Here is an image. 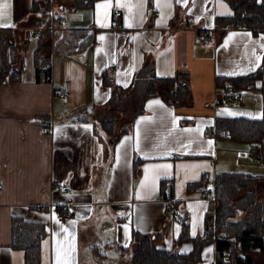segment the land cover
<instances>
[{
	"label": "crops",
	"instance_id": "0c3cea01",
	"mask_svg": "<svg viewBox=\"0 0 264 264\" xmlns=\"http://www.w3.org/2000/svg\"><path fill=\"white\" fill-rule=\"evenodd\" d=\"M33 2L0 0L10 4L0 31L16 29L31 17ZM108 2L107 10L96 7ZM67 4L59 16L69 15L51 37L52 80L38 79L34 63L21 80L0 85V264H25L24 251L12 247L15 217L44 225L41 264H56L58 246L63 261L70 244L73 264H129L134 230L156 235L160 249H173L183 225L162 198L163 180H173L174 196L188 216L189 237L208 235L215 223L207 228L206 218L214 216L217 203L201 198V189H214L225 172L264 177L257 145L209 134L219 117L262 119L264 76L257 88L243 89L240 104L226 97V85L218 80L263 65L264 29L217 28V18L233 14L230 0H160L159 7L156 0L152 5L144 0L143 16L141 0H98L77 10ZM115 10H122L118 27ZM77 30L94 34L95 43L80 47L72 33ZM147 60L159 77L181 74L191 89V104L176 108L161 97L148 98L144 113L118 140L110 166L93 122L104 116L113 87L128 88ZM105 70L113 78L109 84L103 83ZM62 90L68 97L57 95ZM78 116L87 120L73 121ZM203 178L204 186L189 188ZM58 185H67L69 192H59ZM65 210L70 218L61 217ZM192 249L186 239L175 250L188 254ZM216 255L212 240L202 261L189 264H216ZM249 255L264 264L260 251Z\"/></svg>",
	"mask_w": 264,
	"mask_h": 264
},
{
	"label": "trees",
	"instance_id": "16d2710c",
	"mask_svg": "<svg viewBox=\"0 0 264 264\" xmlns=\"http://www.w3.org/2000/svg\"><path fill=\"white\" fill-rule=\"evenodd\" d=\"M63 1L60 7L71 2L67 4L68 7L77 10L90 7L98 0ZM149 1L152 5V0ZM230 2L233 14L217 18V28H223L226 31L231 28L247 27L252 29L254 33L264 29V0H230ZM52 3L53 0H34L31 17L25 20L29 23L32 22L34 28L45 27L38 36L35 63L37 64L38 79L46 82L52 80L51 68L47 65L53 35L51 30L47 28L52 23ZM57 13L59 14V12ZM14 32L15 29H1L0 31V85L19 81L23 75L24 53L28 39L23 41L22 47L19 48L15 40H10ZM72 33L79 40L80 47L95 43L94 34L79 30ZM45 48H47L46 51H44ZM43 54L46 57L40 59ZM263 76L264 63L253 73L220 78L218 81L220 84L226 85L227 90L232 88L252 89L258 87ZM102 78L103 83H110L107 70L102 73ZM260 89L263 95L264 114V84L260 86ZM155 96L161 97L168 105L181 108L191 104L192 92L181 74L173 77H159L152 60H147L137 71L128 88L113 87L104 116L99 121L93 122L95 133L104 146V160L109 162L110 166L115 157V147L118 140L126 133L134 118L144 113L146 100ZM74 120H87V117L78 116ZM209 134L217 138L226 137L236 142L257 145L260 150V158L264 164V118L253 120L219 117ZM263 180L264 177L262 176L240 172L219 174L216 179V191L218 193L216 212L213 217L207 216L206 218L207 228H211L214 219L215 230H212L208 235L197 238L189 237L188 216L174 196L173 180H163L160 185V193L162 198L166 200L169 211L182 223V234L175 241L173 249L165 250L156 245V235L142 234L134 230L129 264H189L200 262L202 261L203 248L212 240H216V264H255L254 258L249 255V252L260 251L264 254V192L258 193L255 189L257 183ZM205 182L206 180L203 178L199 182L190 184L189 188L204 186ZM254 186L255 188H253ZM221 193L222 196H220ZM240 213L242 217L237 219ZM11 224L12 247L24 251L25 264H41V245L46 233L44 225L29 223L17 217L12 219ZM186 239L192 240L193 249L188 254H181L175 249Z\"/></svg>",
	"mask_w": 264,
	"mask_h": 264
},
{
	"label": "built area",
	"instance_id": "2783aa9c",
	"mask_svg": "<svg viewBox=\"0 0 264 264\" xmlns=\"http://www.w3.org/2000/svg\"><path fill=\"white\" fill-rule=\"evenodd\" d=\"M51 13H52V23L47 28L49 30H51L52 34H54L57 30L61 29V26L66 21V18L64 16H58L59 14L54 9H52ZM121 19H122V10H115L113 13V23H114L115 27H118V25L121 22ZM42 30L43 29L41 27H36L35 31H34L35 35L36 36L40 35ZM204 40L205 41L209 40V37L204 36ZM109 79H110V81H113V78H109ZM57 95L60 96L61 98H66V97H68V91L62 90ZM226 97L228 99H230L232 102L240 104V103H242L243 89H234V88L229 89L226 92ZM43 130L49 131L50 128L46 126L43 128ZM250 152L253 156H256L258 154L257 148L255 146H253L251 148ZM1 188H2V185H0V189ZM56 189L62 193H68L70 190L67 185H58V186H56ZM199 196L203 199H209V200L216 201L218 193L216 191V187L214 189L203 188V189H201ZM220 196H221V194H220ZM61 217L62 218H70L71 213L68 210H65L61 213ZM225 240H228V239L225 238Z\"/></svg>",
	"mask_w": 264,
	"mask_h": 264
},
{
	"label": "rangeland",
	"instance_id": "374dc122",
	"mask_svg": "<svg viewBox=\"0 0 264 264\" xmlns=\"http://www.w3.org/2000/svg\"><path fill=\"white\" fill-rule=\"evenodd\" d=\"M63 0H53L52 3V7H51V11L52 9H54L56 12H59V8H60V4L63 3ZM65 18L68 17L69 13L65 12ZM34 31L35 28L33 26L32 22H28V21H24L22 24H19L18 27L15 29L14 35L12 38H10V40H15L16 44L19 46V48L22 47V42L23 41H27L28 39V43H27V47H26V51L24 53V59H25V66H24V71H26V73L31 72V70L34 67V63H35V50L37 48V43H38V37L36 35H34ZM45 42V41H44ZM43 42V43H44ZM20 64V63H19ZM18 64V66H19ZM258 185L253 187L255 189H257L258 193H263L264 192V182H259L257 183ZM222 196V193H221ZM257 258H260V255H256ZM261 257L264 258V256L262 255ZM256 264H260L258 261Z\"/></svg>",
	"mask_w": 264,
	"mask_h": 264
},
{
	"label": "snow or ice",
	"instance_id": "6c2138e0",
	"mask_svg": "<svg viewBox=\"0 0 264 264\" xmlns=\"http://www.w3.org/2000/svg\"><path fill=\"white\" fill-rule=\"evenodd\" d=\"M177 2H179V0H177ZM143 3H144V0H141V11H140L141 16H143ZM156 4H157V7H159L160 6V0H156ZM117 6L118 7H128L129 10H131V5H125V4H119L118 3ZM168 6L170 7V5H168ZM9 7H10V4H8V3L0 4V21H2L7 16V13L5 10L8 9ZM96 7L97 8H103V9L107 10L109 7H111V3L108 2V3H104V4H98ZM106 14H107V12H105V15ZM0 26H4V25L0 24ZM102 26H106V25H102ZM126 26L132 27V24L129 23ZM100 39L104 40L105 37L101 36ZM229 39H231V37H229ZM257 59H259V58H257ZM226 74L231 75L232 73H226ZM152 103L159 104L160 102L159 101H153ZM261 118H264V114L261 115ZM90 127H91L90 125L85 126L86 129L90 128ZM57 131H59V129H57ZM208 143L211 144V141H209ZM163 167H170V166L166 165ZM56 222L59 224V220H57ZM61 229L64 232H68V229L64 228L63 225H61ZM193 235H195V231H193ZM125 246H127V245H125ZM209 251H211V249H209ZM74 252H75V247H74V245L70 244L69 248L64 250V259L62 261L61 260V248L58 246L57 250H56V264H73V260H74L73 253Z\"/></svg>",
	"mask_w": 264,
	"mask_h": 264
}]
</instances>
